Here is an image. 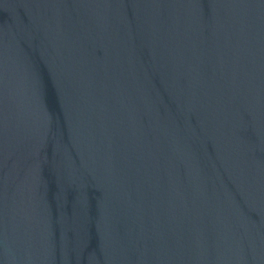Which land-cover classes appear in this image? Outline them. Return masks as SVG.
<instances>
[{
	"label": "water",
	"instance_id": "water-1",
	"mask_svg": "<svg viewBox=\"0 0 264 264\" xmlns=\"http://www.w3.org/2000/svg\"><path fill=\"white\" fill-rule=\"evenodd\" d=\"M0 264H264V0H0Z\"/></svg>",
	"mask_w": 264,
	"mask_h": 264
}]
</instances>
